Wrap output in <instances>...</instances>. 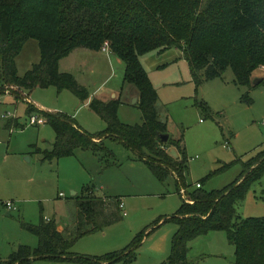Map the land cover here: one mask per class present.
Wrapping results in <instances>:
<instances>
[{
    "label": "rangeland",
    "instance_id": "rangeland-1",
    "mask_svg": "<svg viewBox=\"0 0 264 264\" xmlns=\"http://www.w3.org/2000/svg\"><path fill=\"white\" fill-rule=\"evenodd\" d=\"M97 50H86L78 61L70 58L62 64L73 68L78 82L86 85L89 97L83 99L71 89L58 90L55 85H38L22 95L43 104L45 110L70 115L84 129L97 134L107 122L90 106V100H111L114 89L122 92L120 120L142 123L143 113L133 96L140 91L135 83L124 80V61L112 52ZM40 56L38 39L29 38L17 55L19 74H24ZM142 61L158 93L159 119L166 123L170 137L181 138L186 148V192L180 190L175 174L160 179L137 151L111 137L105 138V145L113 152L109 155L79 147L71 155L43 158L38 148L52 146L55 129L47 122L30 124L26 97L17 99L8 94L11 89H19L11 86L0 95V261L19 244L37 246L38 236L23 227V220L38 223L44 216L64 226L72 224L77 214L74 195L81 196L91 185L95 194L119 198L120 205L123 202L121 217L81 236L69 250L100 258L134 247L132 260L122 254L110 264H168L178 223L165 218L176 213L184 198L198 188L197 182L204 190L224 187L241 173L242 160L264 148L263 82L251 88L239 85L234 82V70L228 67L222 76L205 79L198 85L178 46L149 51ZM263 71L261 68L256 72ZM4 114L18 117L24 126L7 128ZM166 148L172 156L182 158L179 146L167 141ZM8 200L18 208L7 209L4 203ZM236 207L241 217L264 216V175L251 183ZM188 246L191 264H235L236 247L226 230L196 235ZM94 263L41 258L30 262Z\"/></svg>",
    "mask_w": 264,
    "mask_h": 264
},
{
    "label": "trees",
    "instance_id": "trees-1",
    "mask_svg": "<svg viewBox=\"0 0 264 264\" xmlns=\"http://www.w3.org/2000/svg\"><path fill=\"white\" fill-rule=\"evenodd\" d=\"M29 38L38 39L41 56L19 74L16 58ZM105 41L125 63L124 80L139 88L143 122L121 121L119 99L92 98L90 106L107 122L106 128L95 134L66 113L28 102L26 112H40L56 132L52 146L38 150L49 159L71 155L79 147L109 155L113 152L104 139L111 137L137 151L160 179L175 174L180 190L185 189L186 148L181 138L169 137L168 142L182 152V158H176L161 140L160 134L168 132L167 125L158 117V93L140 56L178 46L198 85L232 67L234 82L251 88L255 86L253 75L264 70V0H0V94L17 86L19 89L11 90L19 99L24 97L23 90L55 85L58 90L69 88L83 99L89 97L86 85L71 71H61L59 61L75 47L101 49ZM242 168L238 177L222 188L197 186L176 213L165 218L178 223L168 264H191L188 241L219 229L227 231L236 247L235 264H264V216L241 217L236 207L251 183L264 175V148L242 160ZM84 191L81 196L74 195L76 218L63 229L55 218L42 216L38 223L23 220V227L38 236L37 246L19 244L0 264H30L37 258L110 264L124 254L132 260L134 247L100 258L69 250L81 236L121 217L119 198L95 194L91 185Z\"/></svg>",
    "mask_w": 264,
    "mask_h": 264
},
{
    "label": "crops",
    "instance_id": "crops-1",
    "mask_svg": "<svg viewBox=\"0 0 264 264\" xmlns=\"http://www.w3.org/2000/svg\"><path fill=\"white\" fill-rule=\"evenodd\" d=\"M86 48V49H85ZM91 48H88V47H84V46H78V47H75L68 55H66V56H64V57H62L61 59H60V61H59V68H61L62 70H67V71H71V72H73V68H67V67H63L62 66V64H63V62L65 61L66 62V60H68V59H70V58H73V59H76L77 61H78V57L79 56H81L82 54L83 55H85L84 53H82V52H88V51H86V50H90ZM83 50H85V51H83ZM92 50H95V49H92ZM100 49H98L97 51H99ZM101 50H103V51H107V52H112L110 49L108 50H104V49H102L101 48ZM155 50H158V49H155ZM160 51H162V50H160ZM113 53V52H112ZM148 53V52H147ZM147 53H144V54H142L141 56H140V58H141V61H142V56L143 55H145V54H147ZM87 54V53H86ZM75 56V57H74ZM120 58V57H119ZM121 59V58H120ZM16 60H17V58H16ZM142 63H143V61H142ZM143 65H144V63H143ZM145 67V66H144ZM74 73V75H75V77L77 78V74L75 73V72H73ZM255 75H263V73H258V72H256L253 76H255ZM27 90H23V92H26ZM112 94V99H119L120 101H121V95H122V92H120V94H119V92L117 91V90H112V92H111ZM3 94H5V93H3ZM8 94H11L14 98H15V94H14V92H12V91H10ZM0 95H2V94H0ZM133 96H135V99L134 100H136L137 102H138V99H139V93H134L133 94ZM24 97H26V100H27V102H31V103H34L36 106H38V107H40V108H42V107H44V105L43 104H41V103H37V102H34L33 100H30V97L29 96H27V95H25ZM101 99V98H100ZM102 100H105V99H102ZM88 101H89V98H88V100H86V103H88ZM105 101H108V100H105ZM30 115V114H29ZM5 119H6V127L7 128H9V129H12V127H16V126H18L19 124H20V126H22L24 123H22V122H20V120H19V118L18 117H11V118H9L8 116H6L5 114H4V116H3ZM14 119H16V121L18 120V122H19V124L17 125V124H15V122L13 121ZM12 121V122H11ZM46 122V121H45ZM44 122V123H45ZM22 124V125H21ZM42 124V123H41ZM80 124V123H79ZM39 125V124H38ZM24 126V125H23ZM22 126V127H23ZM170 137V136H169ZM98 140V139H97ZM2 141V138H0V142ZM104 141H105V139H104ZM202 185V184H201ZM74 192V191H73ZM76 192V191H75ZM185 192H186V189H185ZM190 201H192L191 199H190ZM121 206V205H120ZM123 206H124V204H123ZM123 206H121V207H123ZM17 208H18V206H16ZM16 207H14V208H8V207H6L7 209H15ZM65 226L63 225V224H58V228L59 229H63Z\"/></svg>",
    "mask_w": 264,
    "mask_h": 264
},
{
    "label": "built area",
    "instance_id": "built-area-1",
    "mask_svg": "<svg viewBox=\"0 0 264 264\" xmlns=\"http://www.w3.org/2000/svg\"><path fill=\"white\" fill-rule=\"evenodd\" d=\"M102 49L104 50H109L110 47H109V42L108 41H105V43L103 44L102 46ZM29 123L30 124H41V123H44L46 121V118L44 115L40 114L39 112L37 111H33L30 115H29ZM197 186H201V182H197L196 183ZM182 192L185 193V189L183 188L182 189ZM62 194V193H61ZM4 205L8 208H14L15 207V204L13 201L11 200H8L4 203ZM121 206H123V202H121Z\"/></svg>",
    "mask_w": 264,
    "mask_h": 264
},
{
    "label": "water",
    "instance_id": "water-1",
    "mask_svg": "<svg viewBox=\"0 0 264 264\" xmlns=\"http://www.w3.org/2000/svg\"><path fill=\"white\" fill-rule=\"evenodd\" d=\"M263 78H264L263 75H255V76H253V78H252V83H253L254 85L259 84V83L262 82ZM169 136H170L169 132H162V133L160 134L161 140H162L163 142H167L168 139H169Z\"/></svg>",
    "mask_w": 264,
    "mask_h": 264
}]
</instances>
